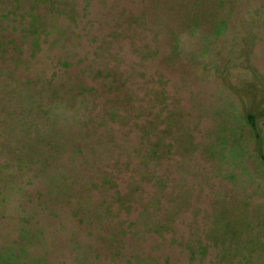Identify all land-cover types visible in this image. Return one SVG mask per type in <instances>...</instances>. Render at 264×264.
<instances>
[{
    "label": "rangeland",
    "instance_id": "obj_1",
    "mask_svg": "<svg viewBox=\"0 0 264 264\" xmlns=\"http://www.w3.org/2000/svg\"><path fill=\"white\" fill-rule=\"evenodd\" d=\"M261 154L264 0H0V264H264Z\"/></svg>",
    "mask_w": 264,
    "mask_h": 264
},
{
    "label": "trees",
    "instance_id": "obj_2",
    "mask_svg": "<svg viewBox=\"0 0 264 264\" xmlns=\"http://www.w3.org/2000/svg\"><path fill=\"white\" fill-rule=\"evenodd\" d=\"M122 90H123V87H122ZM122 99L124 100V95L122 94ZM248 123H249V125L251 126V128L254 130V131H258V126H257V119H256V117L254 116V115H252V114H249L248 115ZM260 159H261V162H262V164L264 165V155L263 154H261L260 155ZM128 207H129V205H128ZM127 207V208H128ZM165 226H163L162 224H158V225H156V226H154V231H155V233H157V234H159V235H162V230H163V228H164ZM183 244V243H182ZM182 244H180V246L182 245Z\"/></svg>",
    "mask_w": 264,
    "mask_h": 264
}]
</instances>
